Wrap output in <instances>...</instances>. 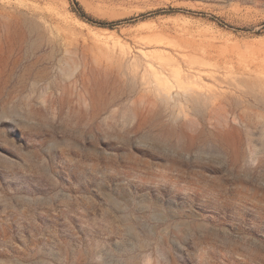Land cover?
Returning a JSON list of instances; mask_svg holds the SVG:
<instances>
[{"label":"rangeland","instance_id":"obj_1","mask_svg":"<svg viewBox=\"0 0 264 264\" xmlns=\"http://www.w3.org/2000/svg\"><path fill=\"white\" fill-rule=\"evenodd\" d=\"M0 264H264V0H0Z\"/></svg>","mask_w":264,"mask_h":264},{"label":"bare ground","instance_id":"obj_2","mask_svg":"<svg viewBox=\"0 0 264 264\" xmlns=\"http://www.w3.org/2000/svg\"><path fill=\"white\" fill-rule=\"evenodd\" d=\"M160 93H161V96L163 97V99H165L167 101L171 100L170 93L168 92L166 87L160 88ZM189 95L196 101L201 100V98H200L201 92L199 89L192 90L191 92H189Z\"/></svg>","mask_w":264,"mask_h":264}]
</instances>
